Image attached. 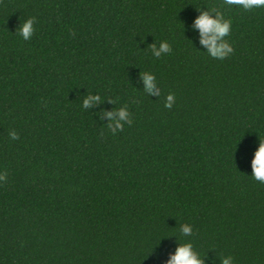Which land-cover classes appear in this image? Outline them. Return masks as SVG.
<instances>
[{
  "label": "trees",
  "instance_id": "1",
  "mask_svg": "<svg viewBox=\"0 0 264 264\" xmlns=\"http://www.w3.org/2000/svg\"><path fill=\"white\" fill-rule=\"evenodd\" d=\"M209 6L232 19L223 59L198 49L192 27ZM161 40L170 50L155 57ZM88 93L101 99L82 108ZM121 106L132 123L113 133L104 113ZM259 139L264 8L0 0V264H164L183 240L204 264H264V183L249 164Z\"/></svg>",
  "mask_w": 264,
  "mask_h": 264
},
{
  "label": "clouds",
  "instance_id": "2",
  "mask_svg": "<svg viewBox=\"0 0 264 264\" xmlns=\"http://www.w3.org/2000/svg\"><path fill=\"white\" fill-rule=\"evenodd\" d=\"M224 4L244 10L264 8V0H224ZM199 8V7H198ZM34 17L27 16L19 21L16 31L19 36L27 40L34 32ZM192 27L198 29L199 44L210 57L215 59H223L232 52V46L226 37L232 28L231 17L225 15L217 7L209 6L206 10L200 11L194 17ZM192 43V42H191ZM170 50L167 41L161 40L158 45L151 44V52L155 57H159L161 53ZM143 82V91L158 97L160 89L156 85L155 75L150 71L140 73ZM100 96L95 93H88L81 99V107L88 108L91 104L100 101ZM174 102V95L169 92L164 97V107L170 108ZM104 115L107 117V127L115 133L121 129L124 123L131 124L132 120L126 106H121L115 111H106ZM8 136L11 139L17 138L15 130L10 129ZM251 168V176L253 179L264 183V139H259L258 145L254 148L249 160ZM4 179V173L0 172V180ZM192 232V226L189 223H181L179 225V233L187 237ZM164 264H204L203 257L193 248L191 241L183 240L178 242L174 251L169 254ZM219 264H233V257L229 255L219 256Z\"/></svg>",
  "mask_w": 264,
  "mask_h": 264
}]
</instances>
